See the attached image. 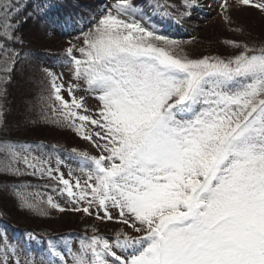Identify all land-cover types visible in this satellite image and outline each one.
Listing matches in <instances>:
<instances>
[{
    "label": "snow or ice",
    "instance_id": "6c2138e0",
    "mask_svg": "<svg viewBox=\"0 0 264 264\" xmlns=\"http://www.w3.org/2000/svg\"><path fill=\"white\" fill-rule=\"evenodd\" d=\"M217 7L229 26L238 9L264 15V0H217ZM114 8L64 49L72 75L99 101L95 116L83 114V97L65 99L63 74L42 69L41 121L99 149L71 150L85 179L65 178L60 160L53 168L43 142L0 140V173L47 177L73 205L31 200L15 188L21 207L46 215V203L121 225L112 237L95 226L78 242L50 237L39 264H264V42L229 40L233 55L192 58L177 52L180 41L141 23L143 10L131 0ZM20 11L16 0H0V101L21 60L8 48L24 43L16 35ZM0 264L37 261L5 233Z\"/></svg>",
    "mask_w": 264,
    "mask_h": 264
},
{
    "label": "trees",
    "instance_id": "16d2710c",
    "mask_svg": "<svg viewBox=\"0 0 264 264\" xmlns=\"http://www.w3.org/2000/svg\"><path fill=\"white\" fill-rule=\"evenodd\" d=\"M145 1L149 2L146 5L163 1L164 8L165 5H174L175 7L166 9L177 15L176 5L171 0H131V3L138 6ZM100 2L109 8L113 5L110 3L114 1L16 0L21 9L15 17L19 24L16 35L21 37L24 43L16 42L8 45V48L20 53L21 60L15 65L11 82L4 85L6 95L0 101L3 104L0 140L43 142L46 145L44 152L54 159H58L62 154L74 156L71 154L72 149L92 155L86 144L81 142V136L72 129L41 121L38 97L42 91L47 95L48 81L42 69L48 68L56 73L58 69L68 66L64 63V51H60V48L65 45L61 41L86 30L92 23L93 10L96 5L101 4ZM149 8L150 6L142 7L144 17L151 16ZM57 34L65 39L56 40ZM41 48L57 51V55L48 58L47 67H44V61H39L38 53H33ZM60 161L63 162V159ZM60 165L59 169L62 172ZM51 166L57 168V162L51 163ZM59 187L61 186L47 177L0 173V228L2 231L9 230L14 242L22 247L27 245L28 253L31 255L44 254L43 249L50 237H64L74 241L75 235L83 236L86 232L91 235L93 226L98 228L99 232L106 231L114 234L117 231L109 230L108 225H112V221L100 222L95 216L89 217L83 213L71 211L60 212L50 208L46 203L40 205L47 212L46 215L39 211H31L20 206V201L14 193V189L19 188L20 192L29 199L46 202L48 197L54 200L55 196L61 195L58 191ZM62 195L67 198L65 194ZM71 207L73 206L64 208ZM28 233L36 236L37 241L29 240ZM42 240H45L44 244Z\"/></svg>",
    "mask_w": 264,
    "mask_h": 264
},
{
    "label": "rangeland",
    "instance_id": "374dc122",
    "mask_svg": "<svg viewBox=\"0 0 264 264\" xmlns=\"http://www.w3.org/2000/svg\"><path fill=\"white\" fill-rule=\"evenodd\" d=\"M113 5H110L109 8L105 7L102 2L101 4L96 5L92 12V23L91 25L84 30L87 32L92 26L94 20H98L99 17L104 14V12L108 9H111L115 12L114 5L119 3V0H113ZM172 3L176 5L177 15H174L171 11L164 8L163 1L152 2V5H146L149 2L145 1L144 3H140L134 5L138 9H142V7L150 6L149 10H151L150 17L141 18L137 16L136 18L141 21L146 27H155L158 30V34L167 36L171 39L177 40L181 42V48L177 49V52L180 54L187 53L192 58H200L202 56H222L227 57L235 54L236 49L232 48L226 42L229 40L235 41H243L245 43H256L259 45L261 42H264V15L259 13L258 11L251 8L238 9L233 11V24L226 25L221 16L218 14L219 9L217 7V0H196V5L198 7H185L182 0H171ZM170 1V2H171ZM159 4V8H154L153 5ZM165 12L171 13V15H165ZM183 13H190V15H182ZM237 29H242V31H237ZM256 29V30H255ZM255 30V31H254ZM58 35V34H57ZM56 35V40L65 39L64 37ZM80 33L76 36L66 38L61 42H64L63 48H60V51H64L67 47L68 41H73L76 43V37H78ZM253 36V37H252ZM254 36H257L254 38ZM38 48V47H37ZM39 49V48H38ZM48 48H41L40 50H35L33 53H38L39 61H44V67H47L48 58L53 55H57V51H49ZM48 51V52H47ZM51 53V54H48ZM79 56V53H76ZM56 74L62 75V82L64 84V89H62V95H64L65 99H71V95H75L77 98L83 97L84 104L87 111H83L85 115H93L95 116L97 113V109L99 107V101L95 98V94L86 90V86L83 82L78 81L72 75L70 71V66H66L64 68L58 69ZM72 87L73 93H69L68 89ZM89 131H95L98 129H94L91 125L88 126ZM24 137V136H21ZM81 142L86 144V146L92 152V155H98L99 149H97L91 142L84 140L81 137ZM46 153V152H45ZM48 154V153H46ZM49 155V154H48ZM64 154L60 155L58 159L51 158V163H56L57 160L63 159V163L60 165L62 168V172L65 175V178L75 179L77 176H80L81 180L85 179V177L79 171V164L77 163V157L74 156H66ZM70 166V168L68 167ZM59 171H61L59 169ZM69 173L71 176H69ZM54 200L56 203L61 206L68 208L73 206L68 197H63L61 195L55 196ZM116 214L115 212L113 213ZM109 230H119L121 225L115 221H112V225H108ZM5 231V232H4ZM0 228V235L5 234L9 242H14V238H12L9 230H4ZM106 237H112L114 234L110 232L102 231L99 232ZM82 236L75 235L74 241H79ZM36 242L37 240H33ZM43 244L45 240H42ZM22 247V245H20ZM30 258H33L37 261V264L42 259H46L44 254H30Z\"/></svg>",
    "mask_w": 264,
    "mask_h": 264
},
{
    "label": "bare ground",
    "instance_id": "6f19581e",
    "mask_svg": "<svg viewBox=\"0 0 264 264\" xmlns=\"http://www.w3.org/2000/svg\"><path fill=\"white\" fill-rule=\"evenodd\" d=\"M194 7H198V5H194Z\"/></svg>",
    "mask_w": 264,
    "mask_h": 264
}]
</instances>
